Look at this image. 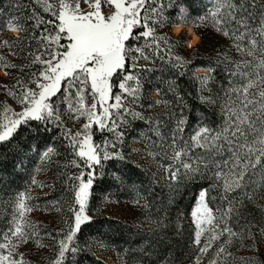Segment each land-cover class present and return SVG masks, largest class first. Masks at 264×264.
I'll use <instances>...</instances> for the list:
<instances>
[{
  "label": "snow or ice",
  "instance_id": "6c2138e0",
  "mask_svg": "<svg viewBox=\"0 0 264 264\" xmlns=\"http://www.w3.org/2000/svg\"><path fill=\"white\" fill-rule=\"evenodd\" d=\"M146 2L147 0H33L34 4L42 7L43 12L54 18L45 21L35 8L28 17L34 21L33 29L49 24L55 28L53 33L45 27L40 37H36L34 33L31 37L40 42L42 54L50 55L51 59H42L41 55H36L32 60L33 64L39 63L42 66L39 73H34V78L30 81L35 83V89L22 86L21 81L17 80L16 86L20 87V92L10 94L23 105V108L18 113L12 112L11 117L7 113L12 110L4 108V122H0V142L9 141L21 125H28L30 121L41 123L55 121L59 124L61 117L57 114L52 100L61 91L65 93L70 118L85 117L88 121L82 126L83 133L77 132L67 136L74 155L83 162L84 168L90 170H81L79 176L70 178L78 181L71 186L74 200L69 211L73 214L74 222L68 228L65 238L58 241L57 258L51 264H63L66 253L77 251V248L72 246L73 239L82 225L92 221L87 212L91 189L97 178L94 169L97 166L102 167L103 161L123 159L119 153L107 151L108 141H105L104 148L93 141L91 132L93 125L100 131L107 128L116 134L117 139L122 138L123 133L118 131L119 125L113 117L119 115L122 100L131 97L132 101L136 102L140 99L142 91L140 72L154 71L140 68L137 63L139 60L159 58L162 61L166 60L178 70H186L191 63L174 54L179 41L171 40L167 34H157V26L164 24L168 19L164 15L163 6L148 10L145 7ZM82 4H86L90 10L85 11ZM16 7L17 9L20 7L18 2ZM105 7L108 8L107 13L103 10ZM179 16L186 18L183 9ZM23 19L10 15L0 27L17 32L28 31L22 23ZM198 20L200 24L210 26L232 40L236 51L248 57L239 62L230 61L233 67L228 70L230 77H239L243 83L231 87L226 93L228 101L225 105L223 125L217 130L199 128L191 136V146L185 141L184 147L179 150H176V134L183 132L182 125L185 124V120L183 118L177 120L171 144L173 164L165 171L170 181L179 179V168L173 170L177 162L185 170V175L198 172L201 160L195 161V167L192 163L184 162V157L188 155L191 147L203 149L212 158L216 169L213 172L216 181L213 188L221 192L219 199L227 201L229 206L224 210V215L218 217L216 213L220 208L213 210L209 206L210 202L217 198L208 197L210 189L200 191L191 213L195 225L192 243L198 248L195 264H200L201 256L208 252L213 242L220 241L225 234L227 238L217 248L216 258L209 264H228L232 253L227 249L236 239L243 241L245 238L243 230L236 232L228 223L233 215H239L237 201L230 200L229 194L241 191L243 196L240 201L245 198L253 201L258 193H264V4H259L258 0H211V7ZM139 28L143 30L137 31ZM61 40H65L66 43H61ZM130 40L137 42L143 40V44L129 47ZM13 44V41L4 40L0 42V47ZM132 53L135 55H130ZM129 59L133 61L130 68ZM224 59L228 60L227 56ZM0 64L5 68L20 67V70H23L22 66L7 61L3 56H0ZM212 71L214 70L209 68V72ZM119 75H123L118 85L121 92L113 97L112 81ZM194 78L204 83L210 80L211 76ZM129 82L134 83L130 85ZM88 96L93 100L91 105L86 103ZM113 99L115 103L110 102ZM165 104L167 106V102ZM123 111L134 118L143 119L140 113L130 108H123ZM124 122L126 121L121 117V123ZM52 154H55L54 148L48 147L41 159H49ZM149 155L153 153L149 152ZM71 163L78 168L81 167L76 160ZM204 167L207 168L209 165L205 164ZM32 183H36L35 179ZM31 199L27 192H19L11 202V220L7 231L3 233V242H0V264H29L24 259V254L18 252L19 247L32 239L36 240L38 247L43 246L38 239V226L33 225L28 217L33 210V206L29 204ZM261 199H264V195ZM261 208L264 210V205H261ZM218 220L224 222L222 228ZM247 231L248 237L254 238L251 226ZM205 232H211L212 235L201 246V237ZM261 232L264 233V229Z\"/></svg>",
  "mask_w": 264,
  "mask_h": 264
},
{
  "label": "trees",
  "instance_id": "16d2710c",
  "mask_svg": "<svg viewBox=\"0 0 264 264\" xmlns=\"http://www.w3.org/2000/svg\"><path fill=\"white\" fill-rule=\"evenodd\" d=\"M7 1L0 0V3L5 4ZM17 2L20 5L17 9L18 17L24 18L22 23L25 24L26 28H33L34 21L28 19L32 15L33 8L45 21L54 19L49 13L43 12L40 5L34 4L33 0H16ZM258 3L264 4V0H258ZM161 6H163L164 15L168 19L164 24L157 26V34H167L171 40L179 41L174 49V54L183 57L184 60L191 63L186 70H178L173 68L166 60L162 61L159 58L148 61L141 59L138 61L140 68L154 69V71L140 72L141 92L145 95V98L137 102L132 100H126V102L132 101L133 108H139L142 113H147V104L152 102V100H148L147 96L152 91H155L160 102L167 108L170 115L162 119L167 127V132L165 127L162 128L159 138L153 132L151 124L153 118H151L148 122L142 119H137L136 122H133L126 133L125 140L128 142L129 139L135 137L142 144L145 136H149L157 142L167 141L172 144V134L177 127V120L183 118L185 120V124L182 125L184 130L176 134V150H179L184 147L185 141L191 146V136L199 128L208 127L217 130L223 125L225 120L223 102H217L215 99L219 94L228 91L229 87L243 83L239 77L232 78L229 76L228 70L233 65L230 63L226 64L227 62H223V59L225 56L227 58L232 56V61L239 62L243 59H248V57L242 56L236 51L232 40L223 36V42L219 41L216 38L219 32L216 34L212 27L199 23L198 18L207 12L208 8L211 7V2L207 3L203 0H147L145 5L148 10ZM84 7L85 5L82 4V8ZM181 8L187 11L185 12L187 19V24L185 25L191 26L201 39L199 45L195 44L190 49L185 48V40L182 34L174 35L169 31L172 25V27L176 26V17ZM253 23L255 24V22ZM45 27L50 32H55V28L50 24L41 25L39 29L35 30H43ZM142 30V28L137 29V31ZM24 42H26L32 52L41 47L40 42L35 40L31 41L26 38ZM61 43H66V41L61 40ZM138 44L142 45L143 40L139 42L130 40L128 42L129 47H135ZM220 51H222L221 54ZM48 56L46 55V57ZM22 62H24L22 64L23 70L19 71L25 78L31 72L38 74L41 70L42 66L39 63H30L27 58H22ZM132 63L133 61L129 59V68ZM196 68L197 70H206L205 68L214 70L209 72L211 79L208 82L214 99L208 101L201 99L203 90L200 88L199 79L194 78V76L198 77V74L195 73ZM182 72L183 74H181ZM9 75V80L6 82L8 86L18 78L13 73ZM230 80H232V83H230ZM117 82L118 78L115 77L112 81L114 94L118 90ZM133 83L130 82V84ZM56 98L54 97L52 101H55ZM165 102H167V106ZM121 110H123V107ZM144 116L146 119L150 118L145 114ZM67 124L72 126L71 122H67ZM63 125V123L57 124L55 121L51 123L30 121L28 125H21L9 141L0 142V188H19L26 178L29 177L28 172H26L28 168L27 162L22 164L21 169L17 168L21 157L26 156L25 159L28 161H41L37 154L43 149L52 147L55 150V154H52L49 159H45L46 162H42L48 168L49 182L54 185L52 189L53 198L58 201V208L63 210V217L68 218V215L72 216V213L65 211V208H67V204H72L73 191L71 186L74 182L78 183V181H73L70 178L79 176L81 170L89 171L90 169L84 168L83 162L74 155L67 138L71 134L67 131V127ZM91 130L95 142L103 143L110 136V132H107L106 129L99 132L95 125ZM136 131H141V135H138ZM28 151L29 153L33 151V154H27ZM171 154L173 156V149ZM198 159L202 161L199 165V171L189 175L184 174L185 170L179 162L175 163L173 170L179 168V179L172 181L168 187L165 184L157 186L152 182L149 174H145L142 168L132 162H124L117 166L115 158L104 161V171L109 176L108 178L105 177L103 181L96 180L97 184L94 183L91 189L93 194H91V199L89 200L90 207L88 211L92 213L91 206L94 204L95 192L113 194L125 191L118 184V178H113L112 174L116 173L121 178L133 179L137 184L132 189L140 195L141 204L145 209L146 215L154 221V224L150 228L144 229L120 219L109 216L97 218L94 215L92 221L82 225L81 230L76 234V238L81 245L80 253L74 254L70 262L66 261L67 263L64 262L63 264H104L88 248L83 246V241L86 240L88 235L93 234L94 227L98 225L102 229L100 235L103 236L107 243L112 244L116 250L126 254L128 264H195L198 248L192 243L195 225L190 211L197 192L201 189H210L208 197H216L217 199L214 202H210L209 206L213 210L220 208V211L216 213L218 217H222L224 210L229 206L227 201L219 199L221 192L213 188L216 183L213 172L216 169L213 166L212 158L206 151L201 148L191 147L188 155L184 157V162L192 163L195 167V161ZM73 160H76L81 167L78 168L73 165L71 163ZM160 161L162 164L164 163L163 159ZM170 164H173V160H171ZM205 164H208L209 167L205 168ZM262 195L264 193H258L253 201H249L246 198L240 201L243 192L237 191L229 194L230 200L237 201L239 215H233L228 223L236 232L243 230L245 238L243 241L236 239L227 249L232 253V258H230L228 264H264V233L261 232L264 229V210L261 208V205H264V199H261ZM63 217L62 219L65 221ZM3 221L2 217H0V226ZM218 223L220 228L224 226L222 220H218ZM250 226L252 237L254 238L248 237L247 229ZM211 235V232H205L202 235L201 246L208 241ZM226 238L225 234L220 241L213 242L208 252L201 256L200 264H209L210 261L215 259L217 248Z\"/></svg>",
  "mask_w": 264,
  "mask_h": 264
},
{
  "label": "rangeland",
  "instance_id": "374dc122",
  "mask_svg": "<svg viewBox=\"0 0 264 264\" xmlns=\"http://www.w3.org/2000/svg\"><path fill=\"white\" fill-rule=\"evenodd\" d=\"M207 3L211 2V0H203ZM16 0H8L5 4L0 3V25H2L9 17L10 15L18 16V10L16 7ZM85 7L83 8L85 11L90 10L86 4H84ZM106 13L108 12V8L105 7L103 9ZM182 8L180 9L179 13L181 12ZM187 11L183 10L184 17H186ZM179 13L176 17V26H182L179 30H176L174 27H170L169 31L171 34L177 35L182 34L185 40V48L190 49L195 44H188L189 41L192 39L189 32L185 28V24H187L186 18H181L179 16ZM28 31L26 32H17L13 31L7 27H0V42L4 40L13 41V46H2L0 47V56H3L7 61H10L14 63L17 66H22L24 62H22V58H27L28 62L32 63V60L35 58L36 55H41L42 59H51V56L49 55L46 57V55L42 54L43 49L41 47L37 48L33 52L30 51L28 46L26 45L25 39L29 40H35L39 42L37 39H31L33 36V33L36 37H40L42 30H35L33 28H27ZM212 30L215 31V29L212 28ZM217 34V31H215ZM219 34V35H218ZM216 38L219 41L224 40V37L222 34L218 33ZM223 39V40H222ZM201 42V39L199 38L198 42L196 43L199 45ZM222 51H220L221 54ZM15 53V54H14ZM230 53V52H229ZM31 54V55H30ZM134 55V53L130 54ZM228 60H224L223 62H227L226 64H229L230 61H232V56H229ZM238 62V61H235ZM139 64V62H137ZM225 64V63H224ZM231 64V63H230ZM206 70H197L195 69V73L198 74V77H205L210 76L209 70L205 68ZM20 67L17 68H5L0 64V122H4V108L7 107L11 109V112H8L7 115L11 117L12 112H20L23 108V105L18 102V100L10 94V92H16L19 94L20 87L16 86L17 80L21 81L22 86H27L29 88L35 89L36 85L35 83H30V81L34 78L33 72L30 73V75L25 78L24 75L19 71ZM13 73L14 75L18 76L17 79H15V82H13L10 86L6 84V82L9 80V74ZM116 78H118L117 82V93H120L121 90L119 89L118 85L120 80L123 79V75H119ZM208 81L202 83L201 80H199L200 88L203 90V97L205 100L214 99V96L210 92V87L208 86ZM229 82V81H228ZM130 83V82H129ZM7 85V86H6ZM131 85V84H130ZM15 86V87H14ZM7 87V88H6ZM231 88V87H229ZM7 89V91H6ZM228 91H224V93H221L218 95V97L215 99L217 102H223L224 110L225 105L228 101L227 93ZM114 94L113 89V97L117 94ZM127 96V94H124ZM55 99V101H52V103L55 105L57 109V114L61 117V123H63L65 127H67V131L70 132V134H75L77 132H84L83 124L87 123V118L81 117L80 119H72L70 118V114L67 111L68 104L65 101V93L61 91ZM148 100H152V102H149L147 104L148 111L147 113H142V110L139 108H133L132 107V101L126 102V100H132L131 97H127V99L122 100V107L123 108H130L134 112L140 113L146 122L149 121V119H152V129L154 134L157 138L160 136V131L162 128H167L164 121L165 117H169V112L165 106L161 102L157 103V101H160L158 98V95L155 91H152L147 96ZM145 98V95L140 93V99ZM93 102L91 96H88L86 98V103L88 105H91ZM111 103H115V100H111ZM137 102V101H136ZM142 102V101H141ZM114 112L117 110H113ZM145 115L149 116L150 118L146 119ZM121 117H123L124 123H121ZM116 124L119 125L118 131L123 133V136L121 139H117L116 134L114 132H110V136L105 141H108L107 144V151L109 153H119L123 159L115 158L116 159V165L119 166L120 164L124 162H132L133 164L137 165L138 167L142 168L145 174H149V176L152 178V182H154L157 186L166 185L168 187L171 185L172 181L168 179V173L165 171V169L169 166L171 163V157H172V147L171 144L167 141L163 142H157L150 138L149 136H145L143 143H139L138 139L133 137L131 139L125 140L126 133L128 132L129 128L132 126L133 122H136L139 118H134L131 114L124 112L123 110H119V115H115L113 117ZM67 122H71L72 126H68ZM94 126V125H93ZM97 130L100 132V130L97 128ZM92 132V130H91ZM167 132V129H166ZM138 135H141V131H136ZM159 133V135H158ZM100 134V133H99ZM93 135V133H92ZM69 141V139H68ZM94 141V139H93ZM105 141L103 143L95 142L96 144H99L102 148L105 147ZM70 143V141H69ZM47 149H43L37 154L40 158L42 157L43 153ZM149 152L153 153V155H149ZM27 154H33V151L31 153ZM26 156H22L21 160L18 162L17 168L21 169L22 164H25L27 162V171L28 176L24 183L19 188H13L9 187L7 189L0 188V217H2L3 224L0 226V242H3L2 236L5 231H7L9 227V221L11 220V214H12V207L11 202L13 201V198L16 196L19 192H27L32 199L29 201V204L33 206V210L28 214L29 220L33 225L38 226L39 230V241L40 244L43 245L42 247H38L36 240L32 239L29 240L26 244H22L18 252H22L24 254V259L29 262V264H51L52 261H54L57 258V253L59 251V244L58 241L65 238L68 228L71 226V224L74 222L73 214L72 216L68 215L67 217H63V210H57L58 208V201L54 200L53 198V192L52 189L54 188V185L51 184L49 181V172L46 164L42 161L46 160L40 159L41 161H28L25 159ZM114 159V158H113ZM161 159L164 160V163H161ZM29 163V164H28ZM20 164V165H19ZM105 164L104 161L102 162V167L97 166L94 171L96 173L97 178L95 179L94 183L97 184L96 180H105V177L108 178L109 175L106 174L104 171ZM110 174V173H109ZM73 176V175H71ZM113 178H118V184L125 189L123 192H117L113 194L108 193H100L99 191L95 192L94 194V204L91 206L92 213L89 211L87 212L88 215L94 218V215L98 218L102 216H109L115 219L123 220L124 222L128 224H132L133 226L148 229L151 227L152 224H154V221L146 215L145 209L143 205L141 204L140 195L137 191H135L133 186H136L137 184L134 182L131 178H121L118 174H112ZM35 179L36 183L33 184L32 181ZM86 179V177H85ZM77 183V182H74ZM202 190V189H201ZM197 192V195L195 197V200L193 202L190 214L192 213V210L196 204V200L199 196L200 191ZM91 194H93L91 190ZM125 194V195H123ZM127 197V198H126ZM91 199V195L89 200ZM74 200V193H72V201ZM137 201H139L137 203ZM55 205V206H54ZM72 204H67V208H65V211L69 212V208ZM38 206V207H37ZM90 207V204L88 202V209ZM64 220L68 221V223H65ZM191 218L193 220L192 214ZM48 219H50L48 221ZM59 220V221H58ZM101 227L99 225L97 227H94L93 234L88 235L86 237V240L83 241V246L88 248L93 255L96 256V258L100 261H102L104 264H128L126 254L116 250L114 246L110 243H107L103 236L100 235L101 233ZM77 234V233H76ZM84 236V235H83ZM72 246L77 248V251L75 253L68 252L65 255L64 262H70L72 260V257L74 254L80 253V242L77 240L76 235L73 239ZM17 258H19L17 256ZM66 262V263H67Z\"/></svg>",
  "mask_w": 264,
  "mask_h": 264
},
{
  "label": "bare ground",
  "instance_id": "6f19581e",
  "mask_svg": "<svg viewBox=\"0 0 264 264\" xmlns=\"http://www.w3.org/2000/svg\"><path fill=\"white\" fill-rule=\"evenodd\" d=\"M185 10V9H184ZM182 26L179 27H174L176 30H179ZM186 30L189 32L190 36L192 37V39L189 41L188 44H196L199 40V36L194 32L193 28L189 25H185Z\"/></svg>",
  "mask_w": 264,
  "mask_h": 264
},
{
  "label": "clouds",
  "instance_id": "9594fccd",
  "mask_svg": "<svg viewBox=\"0 0 264 264\" xmlns=\"http://www.w3.org/2000/svg\"><path fill=\"white\" fill-rule=\"evenodd\" d=\"M176 27H179V26H176Z\"/></svg>",
  "mask_w": 264,
  "mask_h": 264
}]
</instances>
